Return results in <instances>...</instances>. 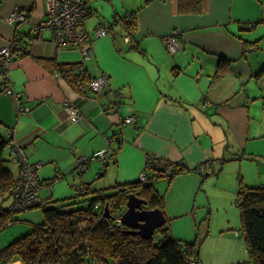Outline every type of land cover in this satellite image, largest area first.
Returning <instances> with one entry per match:
<instances>
[{
  "label": "crops",
  "instance_id": "crops-1",
  "mask_svg": "<svg viewBox=\"0 0 264 264\" xmlns=\"http://www.w3.org/2000/svg\"><path fill=\"white\" fill-rule=\"evenodd\" d=\"M86 1L92 11L83 27L91 38V57L84 61L75 48L57 47L50 29L31 31L32 24L46 18L44 0H0V48L15 38L23 47L4 73L6 86L16 95L3 93L0 78V134H11L29 164L42 163L38 168L42 187L63 176L68 188L92 183L104 175L111 159L109 155L94 158L83 170V158L112 148L119 179L114 183H122L139 177L146 155L161 162L182 161L191 169L204 164L200 171L204 169L206 176L215 163L228 160L224 157L230 153L228 147L237 149V158L245 156L248 146L264 147V52H258L264 49L259 46L264 30L256 35L255 0H133L134 5L121 6L122 15L112 5L119 18L135 10L133 25L125 24L133 31L135 48L122 39L123 25L94 37L95 27L107 19L92 16L93 3ZM16 9L26 14L28 23L6 20ZM104 11L107 14L108 8ZM173 31L177 45L169 51L162 37ZM221 60L224 70L220 67L216 77ZM69 63L81 66L83 79L76 82L84 90L76 82L68 83L60 72V65ZM100 75H106L111 90L88 92L89 78ZM65 103L78 109L79 120L68 119ZM126 117H133L130 124L123 123ZM4 156L15 177L17 160L6 145ZM96 171L100 174L95 179ZM49 188L53 190V184ZM4 199L2 205L7 207L11 198ZM163 213L170 235L188 241V233L179 232V224L174 223L182 212H167L163 206ZM16 215L17 221L24 218ZM203 233L201 245L208 237ZM219 233L223 241V230ZM214 249L208 260L199 251L202 264H226L227 255Z\"/></svg>",
  "mask_w": 264,
  "mask_h": 264
},
{
  "label": "trees",
  "instance_id": "trees-1",
  "mask_svg": "<svg viewBox=\"0 0 264 264\" xmlns=\"http://www.w3.org/2000/svg\"><path fill=\"white\" fill-rule=\"evenodd\" d=\"M85 2L91 12L86 0ZM182 5L179 4L180 7ZM133 13L135 10L122 18L113 13L112 20L105 21V24H110L112 28L113 25L124 26L131 21L133 25ZM250 25L251 23L249 27ZM223 63L224 60H221L215 73L216 77L220 76L222 69L224 70ZM79 66L69 63L59 67L71 85L83 79V70H80ZM91 79L89 78L88 82ZM7 139L0 134V232L17 221L15 214H10L9 208L2 205L4 197H10L9 191L14 180L5 166ZM115 154V148H112V152L105 151L104 158L109 155L108 159L115 162ZM148 164H151V168L146 169L148 180L145 182L134 179L114 183L102 189L89 187L92 183H82L83 188L79 183H74L72 186L75 195L62 201L60 207L51 205L54 201L47 198L42 209L43 222L33 224L24 235L21 234L22 236L0 248V264H10L16 260L22 264H202L199 259L202 238H199V229L195 230L194 240L175 239L170 235L166 219L165 223L155 230L151 239H141L135 233L126 232L127 227L120 222V216L126 209L128 194L132 193L145 199V207L148 209L162 210L163 198L157 191L156 184L154 186V181L161 177L170 179L188 169L182 161L161 162L151 155H146L144 168H147ZM168 166L171 167L172 174L165 175L164 171ZM202 166L204 164L197 165L193 170L199 172ZM77 172H81L78 166ZM77 172L74 171L72 176L76 177ZM152 175L155 178H152ZM236 194L240 236L245 242L250 260L254 264H264V186L248 187L245 191L238 190ZM81 196L84 197L76 201ZM123 207L124 211L117 214L116 211Z\"/></svg>",
  "mask_w": 264,
  "mask_h": 264
},
{
  "label": "rangeland",
  "instance_id": "rangeland-1",
  "mask_svg": "<svg viewBox=\"0 0 264 264\" xmlns=\"http://www.w3.org/2000/svg\"><path fill=\"white\" fill-rule=\"evenodd\" d=\"M90 1L91 4L93 3L92 16L99 15V17H102L104 20L107 19V21L112 20V15L114 13L112 11V5L118 9L120 15L123 14L121 13V6H125V4L134 5L133 0H114L113 2L112 0H89V2ZM255 2L254 26L256 35H258L260 34L259 30H264V0H255ZM95 4H97V7H94ZM136 6H138V4ZM105 8H108L107 14L104 11ZM100 24H98L95 29ZM116 25L120 27L118 24ZM108 26L110 30V25ZM122 32L124 33L123 29ZM89 39L91 43L90 36ZM259 46H264V41ZM258 52H264V49H258ZM249 54L250 56H255L257 53L249 52ZM250 87L252 88L253 85L251 84ZM228 150L230 153L225 152L224 156L228 158V160L222 164L215 163L214 171L212 173L207 171L208 174L206 176H204V169L200 172H196L188 168L173 175L170 179L168 177H161L157 181H154L153 184L154 186L156 184L155 187L163 198V206L167 212H182V215L177 217L174 223L179 224V232L188 233L186 239H193L195 230L198 231V229L199 238L202 236L203 232V235L205 232L208 233V237L204 241L205 243L202 244L200 248V251L207 260L211 257L213 251L216 252L214 248H217V250L227 255L224 261L226 264H230V262H233L231 260L235 258H242V260L247 259L249 261L240 262L239 264H254V262L249 260L245 242L240 236V219L235 199L238 190L245 191L248 187H257L264 184V147L254 148L248 146V148L245 149V156L242 158L236 157L238 151L235 147H228ZM248 156H252L254 159L252 160L248 158ZM11 166L13 165H9L10 169H12ZM117 167L116 162L110 161L109 165L103 170L104 175L98 179L95 177L100 174V172H94L92 178L96 180L94 179L95 181H92L93 188L97 189L95 186L108 187L113 185L115 181H119ZM18 168L19 166L17 170ZM63 178L64 176L60 178L54 177L51 184H46V186L42 187L38 177L41 186L39 192L40 197L42 199L49 197L54 201L51 205L60 207L62 201L74 196L75 190L72 188L73 186L70 188L65 186V179ZM52 184L53 190L49 188ZM83 197L84 196H81V198L76 201H80ZM144 208L146 207L144 206ZM42 209L43 207L34 205L23 211H9L10 214H17L16 218H20L21 215L24 218L22 220L18 219V221L0 232V248L8 244L10 240L21 232L31 229L33 224L43 222L44 216ZM124 209L125 207L118 209L116 213L121 214ZM221 230H223V234L225 235L223 241L220 240L221 233L219 232ZM24 234L25 233L22 235Z\"/></svg>",
  "mask_w": 264,
  "mask_h": 264
},
{
  "label": "built area",
  "instance_id": "built-area-1",
  "mask_svg": "<svg viewBox=\"0 0 264 264\" xmlns=\"http://www.w3.org/2000/svg\"><path fill=\"white\" fill-rule=\"evenodd\" d=\"M46 18L39 22V24H32L31 31L33 33L39 32V30L44 27L50 29L52 33V41L58 47L70 46L77 49L82 57V59L89 60L91 57L90 49V39L89 36L83 27L84 19L89 13V8L85 0H44ZM8 22L16 23H28L29 18H27L24 12L16 9L10 12L6 16ZM103 24V25H102ZM125 26V24H124ZM126 28V26H125ZM109 31L108 24L101 23L94 31L95 37H102L106 35ZM132 35L133 31L128 27L124 32L123 39L130 46L132 44ZM162 41L166 48L169 51H173L177 45L176 32L173 31L170 34L164 35ZM23 51V47L19 44L18 38H15L9 45L2 46L0 48V78L2 80V89L3 93L8 95H16L10 86H6V80L4 78V73L6 71L9 60L18 55ZM76 85L80 90H84V86H81L78 82ZM109 80L106 75H100L92 78L88 83V91L92 93H100L104 89H109ZM65 109L68 112V119L71 122H76L80 119V113L78 109L72 107L65 103ZM133 120V117H126L123 119L124 124H130ZM6 147L9 150L10 155L14 156L18 162V170L16 176L14 177L12 187L10 189V198L11 202L8 206L9 211L18 212L28 209L31 206L38 205L43 207L46 202V199L40 197V182L38 179V168L42 163L29 164L23 154L22 148L15 142L14 139H11V134L8 133ZM108 152V151H107ZM105 152L97 151L92 154V157L83 158L82 169L85 170L88 165L85 164L94 159L100 158L103 159ZM88 159V160H87ZM151 168V164L147 165V168L143 170L138 179L142 182L147 181V172L146 169ZM165 175L172 174V169L168 166L165 171ZM152 178H155L152 175ZM83 188V184H80ZM49 198V197H48Z\"/></svg>",
  "mask_w": 264,
  "mask_h": 264
},
{
  "label": "water",
  "instance_id": "water-1",
  "mask_svg": "<svg viewBox=\"0 0 264 264\" xmlns=\"http://www.w3.org/2000/svg\"><path fill=\"white\" fill-rule=\"evenodd\" d=\"M121 36H124L123 32ZM109 89L111 90L110 87ZM114 95L116 96V93ZM126 199V209L120 216V222L127 227L126 232L135 233L141 239H151L155 230L166 221L163 210L144 208L146 200L132 193L128 194Z\"/></svg>",
  "mask_w": 264,
  "mask_h": 264
},
{
  "label": "flooded vegetation",
  "instance_id": "flooded-vegetation-1",
  "mask_svg": "<svg viewBox=\"0 0 264 264\" xmlns=\"http://www.w3.org/2000/svg\"><path fill=\"white\" fill-rule=\"evenodd\" d=\"M145 170V169H144ZM138 179V178H137ZM139 180V179H138Z\"/></svg>",
  "mask_w": 264,
  "mask_h": 264
}]
</instances>
